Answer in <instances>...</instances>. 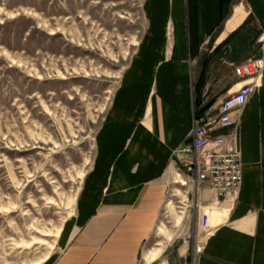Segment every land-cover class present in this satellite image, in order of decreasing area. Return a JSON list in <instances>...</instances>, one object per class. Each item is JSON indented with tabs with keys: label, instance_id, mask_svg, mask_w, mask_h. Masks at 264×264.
<instances>
[{
	"label": "crops",
	"instance_id": "crops-1",
	"mask_svg": "<svg viewBox=\"0 0 264 264\" xmlns=\"http://www.w3.org/2000/svg\"><path fill=\"white\" fill-rule=\"evenodd\" d=\"M144 13L145 33L99 128L75 215L44 264H138L169 197L174 151L192 139L195 91L216 108L242 83L234 65L264 52V0H146ZM253 82L237 127L241 191L220 202L206 195L197 264H264V70Z\"/></svg>",
	"mask_w": 264,
	"mask_h": 264
},
{
	"label": "rangeland",
	"instance_id": "rangeland-1",
	"mask_svg": "<svg viewBox=\"0 0 264 264\" xmlns=\"http://www.w3.org/2000/svg\"><path fill=\"white\" fill-rule=\"evenodd\" d=\"M145 1L0 0V264H44L59 250L145 33ZM166 29L170 52L171 20ZM178 163L138 264H197L211 190L184 182Z\"/></svg>",
	"mask_w": 264,
	"mask_h": 264
},
{
	"label": "built area",
	"instance_id": "built-area-1",
	"mask_svg": "<svg viewBox=\"0 0 264 264\" xmlns=\"http://www.w3.org/2000/svg\"><path fill=\"white\" fill-rule=\"evenodd\" d=\"M263 70L264 52L236 63L234 71L242 83H235L216 108L195 106L192 139L174 151L172 162L176 167L177 161L186 162L187 177L207 186L214 201L235 200L241 191L244 167L237 127L254 91L253 80Z\"/></svg>",
	"mask_w": 264,
	"mask_h": 264
},
{
	"label": "bare ground",
	"instance_id": "bare-ground-1",
	"mask_svg": "<svg viewBox=\"0 0 264 264\" xmlns=\"http://www.w3.org/2000/svg\"><path fill=\"white\" fill-rule=\"evenodd\" d=\"M179 162V163H178ZM177 163L179 164V166L182 168V171L185 173V174H187L188 176H190V169H187V163L186 162H184V161H177ZM173 164V167H175L174 169H175V172H176V174H178L179 175V170H177V167H176V165H175V163L173 162L172 163ZM185 178V180H183L184 182H187L186 180L188 179V177L186 176V177H184ZM43 261V260H42ZM41 261H38V262H36V263H34V264H39Z\"/></svg>",
	"mask_w": 264,
	"mask_h": 264
}]
</instances>
